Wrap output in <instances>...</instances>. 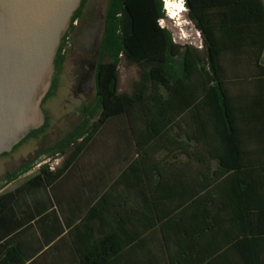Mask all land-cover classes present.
<instances>
[{
	"label": "trees",
	"instance_id": "trees-1",
	"mask_svg": "<svg viewBox=\"0 0 264 264\" xmlns=\"http://www.w3.org/2000/svg\"><path fill=\"white\" fill-rule=\"evenodd\" d=\"M184 4L200 46L161 24L164 0H107L97 104L43 152L62 158L39 169L54 196L95 186L90 211L52 247L70 246L76 264H264V0ZM121 66L136 71L127 89ZM104 166L116 167L108 180ZM23 262L14 247L0 256Z\"/></svg>",
	"mask_w": 264,
	"mask_h": 264
},
{
	"label": "water",
	"instance_id": "water-1",
	"mask_svg": "<svg viewBox=\"0 0 264 264\" xmlns=\"http://www.w3.org/2000/svg\"><path fill=\"white\" fill-rule=\"evenodd\" d=\"M83 0H0V153L44 122L41 101Z\"/></svg>",
	"mask_w": 264,
	"mask_h": 264
},
{
	"label": "rangeland",
	"instance_id": "rangeland-1",
	"mask_svg": "<svg viewBox=\"0 0 264 264\" xmlns=\"http://www.w3.org/2000/svg\"><path fill=\"white\" fill-rule=\"evenodd\" d=\"M165 1L171 6L167 8L166 17L161 20V24L172 31L175 41L200 46V33L189 20L187 9L177 15L176 18L169 16L171 10L180 6L185 7V0ZM106 4L107 0H88L86 2L82 15L74 23L75 28L70 32L64 44L65 61L62 86L56 89L45 102L47 121L45 128L53 125L52 131L46 136L41 146H37V144L43 130L28 136L11 151L0 155V187L4 184L2 181L4 174L8 171H14L25 159L33 158L35 160L33 168L37 170L39 163L50 158L51 164L57 166V163L62 161L60 154L52 157L46 153H38V151L49 148L56 141L62 139L83 119L84 115L81 109L83 104L96 106L95 72L104 27ZM83 75H86L88 79L80 80ZM135 76V68L121 66V89H127ZM80 85H82L81 88ZM98 116L99 112L94 119H97ZM56 158L58 160H54Z\"/></svg>",
	"mask_w": 264,
	"mask_h": 264
},
{
	"label": "crops",
	"instance_id": "crops-1",
	"mask_svg": "<svg viewBox=\"0 0 264 264\" xmlns=\"http://www.w3.org/2000/svg\"><path fill=\"white\" fill-rule=\"evenodd\" d=\"M98 154L87 157L89 173L85 179L89 181ZM115 168L100 167L106 170L105 180ZM69 186L68 196L63 188L56 189L54 196L39 169L33 168L0 188V256L14 247L24 260L22 264H76L70 246L58 251L52 247L79 222L81 213L90 211L87 206H91L89 196L95 194V186L88 182L82 194H77L73 183Z\"/></svg>",
	"mask_w": 264,
	"mask_h": 264
},
{
	"label": "flooded vegetation",
	"instance_id": "flooded-vegetation-1",
	"mask_svg": "<svg viewBox=\"0 0 264 264\" xmlns=\"http://www.w3.org/2000/svg\"><path fill=\"white\" fill-rule=\"evenodd\" d=\"M63 48H64V46H63ZM62 55H64V53H63V49H62ZM64 61H65V55H64V60H63V62L62 63H55V67H54V73H53V78H52V83H51V85H50V87H49V90H48V92H47V94L45 95V97L42 99V101H41V109H42V111H43V115H44V122H43V124H42V126L39 128V129H37V130H35V131H33V132H31L28 136H30V135H33V134H35V133H37L38 131H41V130H43V132H42V134H41V136H40V138H39V142H38V144H37V146H41L43 143H44V141H45V138H46V136L52 131V127H53V125L51 126V127H49V128H45V126H46V124H47V121H46V112H45V108H44V106H45V102L47 101V99H49V97L56 91V89H58V88H60L61 86H62V83H63V77H64V75H63V65H64ZM97 66V65H96ZM88 78H87V76L86 75H83V77H81L80 78V80H83V81H85V80H87ZM81 86L82 85H80L79 87L81 88ZM88 104H83L82 106H81V109L83 110V108L85 107V106H87ZM67 135V134H66ZM65 135V136H66ZM27 136V137H28ZM64 136V137H65ZM26 137V138H27ZM26 138H24L23 140H25ZM22 140V141H23ZM59 140H61V139H59ZM58 140V141H59ZM21 141V142H22ZM58 141H56L54 144H56ZM20 142V143H21ZM20 143H18L17 145H19ZM54 144H52L51 146H53ZM16 145V146H17ZM15 146V147H16ZM50 146V147H51ZM14 147V148H15ZM13 149V148H12ZM11 149V150H12ZM46 149H48V148H45V149H42V150H40V151H38V153H43ZM11 150H9V151H11ZM8 151V152H9ZM8 152H5V153H0V155H2V154H6V153H8ZM24 156V155H23ZM23 156H21V157H23ZM53 157V156H52ZM31 160H33V158L32 159H25V161L23 162V163H21L15 170H17L20 166H22V165H24V164H26V163H28V162H30ZM34 164V163H33ZM33 169V166H32V168L30 169V170H32ZM39 169H40V167H39ZM14 170V171H15ZM29 170V171H30ZM14 171H8V172H14ZM29 171H27V172H29ZM7 172V173H8ZM27 172H25V173H27ZM24 173V174H25ZM6 175V173L4 174V176ZM23 175V174H22ZM4 176H3V178H4ZM21 176V175H20ZM2 178V179H3ZM9 183V182H8Z\"/></svg>",
	"mask_w": 264,
	"mask_h": 264
},
{
	"label": "bare ground",
	"instance_id": "bare-ground-1",
	"mask_svg": "<svg viewBox=\"0 0 264 264\" xmlns=\"http://www.w3.org/2000/svg\"><path fill=\"white\" fill-rule=\"evenodd\" d=\"M170 6H171L170 3H167L166 4V9L170 8ZM185 10H186V8L184 6H180L179 8H175L174 10H171L169 16L172 17V18H176L177 15H179L180 13H182Z\"/></svg>",
	"mask_w": 264,
	"mask_h": 264
},
{
	"label": "built area",
	"instance_id": "built-area-1",
	"mask_svg": "<svg viewBox=\"0 0 264 264\" xmlns=\"http://www.w3.org/2000/svg\"><path fill=\"white\" fill-rule=\"evenodd\" d=\"M164 3H165V9H166V4H167V3H166L165 0H164ZM166 10H168V9H166ZM54 160H58V158H56V159H54ZM46 164H51V158L48 159V160H44V161H42L41 163L38 164V166L41 167V166L46 165ZM58 164H59V163H57V165H58ZM50 167L53 169L55 166H53V164H51Z\"/></svg>",
	"mask_w": 264,
	"mask_h": 264
}]
</instances>
